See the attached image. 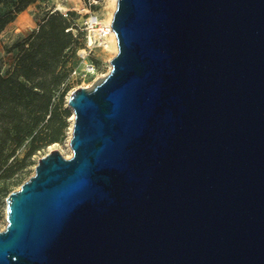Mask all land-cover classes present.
I'll list each match as a JSON object with an SVG mask.
<instances>
[{"label":"water","instance_id":"1","mask_svg":"<svg viewBox=\"0 0 264 264\" xmlns=\"http://www.w3.org/2000/svg\"><path fill=\"white\" fill-rule=\"evenodd\" d=\"M111 26L71 156L6 197L0 264H264V0H117Z\"/></svg>","mask_w":264,"mask_h":264},{"label":"trees","instance_id":"2","mask_svg":"<svg viewBox=\"0 0 264 264\" xmlns=\"http://www.w3.org/2000/svg\"><path fill=\"white\" fill-rule=\"evenodd\" d=\"M36 1L0 0V33ZM76 16L73 11H45L38 27L14 46L12 67L0 70V203L23 183L38 153L66 139L73 111L65 105V96L71 91L77 50L86 40L83 20ZM25 144L27 150L19 158Z\"/></svg>","mask_w":264,"mask_h":264},{"label":"rangeland","instance_id":"3","mask_svg":"<svg viewBox=\"0 0 264 264\" xmlns=\"http://www.w3.org/2000/svg\"><path fill=\"white\" fill-rule=\"evenodd\" d=\"M88 3L89 0H37L34 4L27 7V9L23 13L16 16L17 18L15 19V21L11 23L2 34H0V70L2 72H6L12 67L17 51L14 46L17 42L28 37L38 27V22L44 15L45 11L58 10L65 15L68 11H73L74 16H76V11H78L80 12V14L75 18L79 19V21L86 18L85 15L94 13L98 15L99 19L104 24H108V19L110 18L111 14L113 15L117 7V3L115 4L113 0H97L95 2L93 1L94 9L90 8ZM106 41V44L96 46L93 50L92 57L95 58V62H97L96 72L81 80H74L73 78L70 79L71 91L78 86L91 87L95 80L103 77L108 73L111 67L110 61L116 55L118 49L115 51L114 48H112L113 46L111 35L106 38ZM75 61L77 63L80 61V57L78 55H76ZM69 93L70 92H68L65 96L66 106H68L67 99ZM71 116L68 117L69 126L66 131L65 141L52 143L45 149V151H41L40 153H38L35 156L36 162L29 166V173L27 174L25 180L34 173V167L37 163V159L50 150L59 149L64 156H71L72 150L69 146V139L71 136V129L73 124V119L71 118ZM28 145L29 144H25L19 149L17 153V156L19 158L24 155ZM19 187L20 185L15 186L14 190L18 189ZM6 224V198H4L0 203V230L4 229Z\"/></svg>","mask_w":264,"mask_h":264},{"label":"built area","instance_id":"4","mask_svg":"<svg viewBox=\"0 0 264 264\" xmlns=\"http://www.w3.org/2000/svg\"><path fill=\"white\" fill-rule=\"evenodd\" d=\"M93 1L95 2L97 0H89V4H93ZM85 16L86 18L83 19L82 25L86 40L85 45L77 50L76 55L80 57V61L73 66L71 71V79L73 78L74 80L87 78L96 72L97 63L92 57L93 50L96 46L106 44V38L113 31L111 23L104 24L97 14L90 13Z\"/></svg>","mask_w":264,"mask_h":264},{"label":"bare ground","instance_id":"5","mask_svg":"<svg viewBox=\"0 0 264 264\" xmlns=\"http://www.w3.org/2000/svg\"><path fill=\"white\" fill-rule=\"evenodd\" d=\"M114 2H115V4L117 3V0H113ZM112 14H111V16H110V18L108 19V24H110L111 23V21H112ZM111 41H112V48H114V50L116 51L117 49H118V45H117V38H116V35H115V32L114 31H112V33H111ZM111 43V42H110ZM73 116H71V118H72ZM73 119V118H72Z\"/></svg>","mask_w":264,"mask_h":264},{"label":"crops","instance_id":"6","mask_svg":"<svg viewBox=\"0 0 264 264\" xmlns=\"http://www.w3.org/2000/svg\"><path fill=\"white\" fill-rule=\"evenodd\" d=\"M34 3H35V2H34ZM34 3H32V4H34ZM32 4H30V5H32ZM30 5H29V6H30ZM29 6H28V7H29ZM26 9H27V8H26ZM26 9H25V10H26ZM25 10L21 11L19 14L23 13ZM19 14H18V15H19ZM18 15H17V16H18ZM16 18H17V17H16ZM16 18H15V19H16ZM15 19H14L13 21H11V22L5 27V29H4L0 34H2V33L8 28V26H9L11 23H13V22L15 21Z\"/></svg>","mask_w":264,"mask_h":264}]
</instances>
